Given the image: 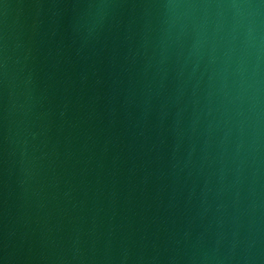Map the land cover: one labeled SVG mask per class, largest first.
<instances>
[{
	"label": "water",
	"instance_id": "obj_1",
	"mask_svg": "<svg viewBox=\"0 0 264 264\" xmlns=\"http://www.w3.org/2000/svg\"><path fill=\"white\" fill-rule=\"evenodd\" d=\"M0 264H264V0H0Z\"/></svg>",
	"mask_w": 264,
	"mask_h": 264
}]
</instances>
